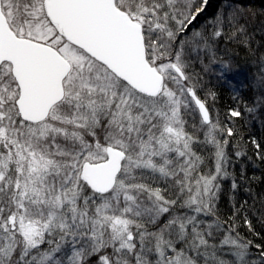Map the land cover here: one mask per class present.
I'll return each mask as SVG.
<instances>
[{
    "label": "snow or ice",
    "instance_id": "6c2138e0",
    "mask_svg": "<svg viewBox=\"0 0 264 264\" xmlns=\"http://www.w3.org/2000/svg\"><path fill=\"white\" fill-rule=\"evenodd\" d=\"M210 2L0 0V264H264V20Z\"/></svg>",
    "mask_w": 264,
    "mask_h": 264
},
{
    "label": "trees",
    "instance_id": "16d2710c",
    "mask_svg": "<svg viewBox=\"0 0 264 264\" xmlns=\"http://www.w3.org/2000/svg\"><path fill=\"white\" fill-rule=\"evenodd\" d=\"M243 5L246 8L255 10V12L258 14L257 17V26H259V22L261 20H264V0H242ZM220 6V0H211L209 7L207 9V14L203 17H201V21L203 22L204 19L207 18V16L213 14L217 8ZM262 39V34L257 33L256 35V41L259 42ZM235 57H236V63L239 65L240 68V76L237 77V79H243L245 75L250 71V63L249 58L246 55V52L244 49H236L235 50ZM214 84H216V81H213ZM218 91L221 93V104L227 105L228 98L230 95L229 88L227 85H217ZM246 133L250 134V136L255 137L258 142L264 143V127L260 125L259 122H256L254 125H248L245 128ZM247 138V137H246ZM251 155V153H249ZM255 167L252 164L248 165V175L258 177L261 179H264V163H261L259 160H255L253 157ZM239 170V169H237ZM254 188L259 191L260 189H264V184L261 183H254ZM241 200L246 199V195L241 194L239 197ZM222 207L227 212L228 209V194L225 192L224 195V202L222 204ZM254 228V232H250L246 226H244L241 223L240 231L242 234L247 235V237L255 244H261L264 243V223H261L258 216H250ZM258 233L259 235H256Z\"/></svg>",
    "mask_w": 264,
    "mask_h": 264
}]
</instances>
